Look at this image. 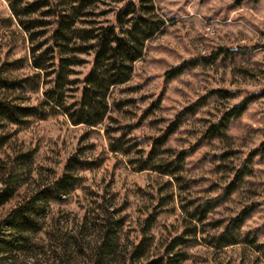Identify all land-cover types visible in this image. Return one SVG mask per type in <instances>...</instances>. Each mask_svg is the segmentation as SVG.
<instances>
[{
  "label": "rangeland",
  "instance_id": "obj_1",
  "mask_svg": "<svg viewBox=\"0 0 264 264\" xmlns=\"http://www.w3.org/2000/svg\"><path fill=\"white\" fill-rule=\"evenodd\" d=\"M124 2L102 0L93 17L113 23ZM148 3L164 28L146 40L132 79L112 88L110 111L94 126L73 123L47 101L31 51L45 35L33 41L8 0H0V72L22 81L0 86V95L39 104L44 113L0 126V164L18 185L0 219L64 171L73 175L58 199L39 206L41 230L29 247L18 248L22 242L7 234L17 249L0 264H132L130 251L143 242L140 263L161 254L176 234L174 264H248L258 254L248 241L264 242V0ZM89 67L87 60L75 65L73 77ZM247 95L240 114L218 133L207 132ZM175 119L178 126L156 142ZM119 137L122 149L115 150ZM167 164L174 172L160 170ZM222 194L206 218L187 215L200 199ZM251 204L233 229L236 242L217 246L215 236ZM109 222L111 252L103 244Z\"/></svg>",
  "mask_w": 264,
  "mask_h": 264
},
{
  "label": "trees",
  "instance_id": "obj_2",
  "mask_svg": "<svg viewBox=\"0 0 264 264\" xmlns=\"http://www.w3.org/2000/svg\"><path fill=\"white\" fill-rule=\"evenodd\" d=\"M102 0H8L20 24L29 31L34 41L38 36L45 39L34 43L31 47L33 65L43 71L45 81L44 94L53 107L61 108L73 123L100 125L110 111V94L112 88L128 83L134 73V62L144 54L146 40L163 30L165 20L156 11L150 0H125L117 9L116 20L113 23H98L95 7ZM91 16V17H90ZM35 27L37 29H35ZM48 43L47 45H45ZM45 46V47H44ZM83 54H91L88 60ZM90 61L89 69L82 77H73L77 73L75 65ZM20 78H11L0 72V86L6 89L17 88ZM222 93L225 89L217 88ZM251 100V95L245 96L229 108L222 117L212 123L207 132L218 133L226 126L230 116L240 114ZM31 114L43 116L39 104L25 103L17 97L0 95V126L5 122L23 123ZM175 119L162 135L156 136V142L163 143L169 134L178 126ZM5 137L0 135V149ZM121 138L113 145L115 150H121ZM183 151L179 153L182 157ZM179 158L172 159V164L179 166ZM147 165L141 167L146 168ZM0 207L9 202L15 195L17 183L0 164ZM160 170L166 173L175 169L160 165ZM71 173L64 171L37 191L25 195L10 208L0 219V256L8 257L17 249L13 241H7V234L16 235L22 242L20 247H29L36 233L41 230L37 215L39 206L50 200H56L72 182ZM222 195L204 197L191 209H186L191 218L203 219L208 212L221 200ZM41 204V205H40ZM254 204L245 211L234 216L228 225L215 236L217 246L236 242L234 227L241 222L243 216ZM113 223H107L103 244L109 252L115 245L110 239ZM198 227L195 224L194 233ZM110 236V237H109ZM181 236H173L161 254L137 263L136 258L145 253L143 242L130 251L132 264H174L173 241ZM248 243L258 254L248 264H264V242L253 237ZM105 252V251H104ZM2 254V255H1Z\"/></svg>",
  "mask_w": 264,
  "mask_h": 264
}]
</instances>
